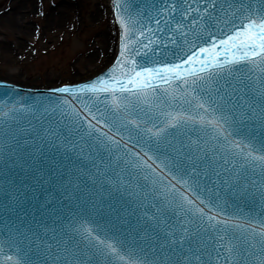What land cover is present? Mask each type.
Returning <instances> with one entry per match:
<instances>
[{"label": "snow or ice", "instance_id": "obj_1", "mask_svg": "<svg viewBox=\"0 0 264 264\" xmlns=\"http://www.w3.org/2000/svg\"><path fill=\"white\" fill-rule=\"evenodd\" d=\"M138 15H118L123 45L108 78L75 90L87 98L84 118L45 108L49 123L27 131L36 149L78 150L110 197L137 198L132 243L73 222L2 264H264V218L227 212L250 194L264 201V0H154ZM169 53L183 63H165ZM141 55L163 67L139 64Z\"/></svg>", "mask_w": 264, "mask_h": 264}, {"label": "water", "instance_id": "obj_2", "mask_svg": "<svg viewBox=\"0 0 264 264\" xmlns=\"http://www.w3.org/2000/svg\"><path fill=\"white\" fill-rule=\"evenodd\" d=\"M119 2L121 8L118 10L117 0H112L113 16L119 30L118 51L112 62L95 76L78 83L53 88H29L0 79V129H2L0 131V250H2L0 264L6 255L20 259L23 256L22 248H28L29 254H32L37 246H48V242L53 239V231L59 233L62 226L67 229L73 222L77 225L83 223L91 228L95 225L90 221H96L101 227L123 232L128 237V242L132 243L134 229L129 226V221L134 225L135 215H142L144 212V208L135 211L138 207L137 198L128 193L123 197L119 194L110 197L100 188V182L89 175L87 169L96 170L86 162V158H76L78 150L65 151V148L58 150L54 146L44 144H41L40 149H36L32 137L27 135L31 127L49 123L45 118V108L49 110L64 108L79 113L81 119L84 118L86 112L84 104L87 98L75 90L86 84L96 83L101 77L107 79L109 71L115 66L120 57L124 35L118 15L127 9L134 19H141L143 17L138 13L150 12L154 0H119ZM151 26L155 27V23L153 22ZM198 51L199 47L193 48V52ZM163 59L165 63H183L171 53ZM200 59H204V56L201 55ZM136 60L139 64L147 63L148 67H163L162 64H153L151 60H146L143 55L137 56ZM64 87L69 88L70 91L68 93L56 91ZM172 87L175 88L176 85L173 84ZM161 91L162 89H158L156 94L159 95ZM95 95H99L102 99L105 94ZM143 106L147 107V105ZM57 116L59 118V113ZM160 119L162 120L163 117L161 116ZM132 127L134 128V125ZM148 127L152 125L149 124ZM156 131H161L159 126ZM14 136L21 137L20 144L15 147H13L16 145ZM129 148L132 149V155L135 156L137 153L143 155L139 147L133 148L129 144ZM66 188L69 190L67 195ZM227 212L230 214L240 212V219L251 215L259 220L264 218V201L260 199L258 193L255 198L250 194L246 199L237 198L235 202L230 200ZM20 233L25 235L22 236ZM37 235L46 236L47 239H37ZM30 244L32 248H29ZM48 264H52L51 259ZM57 264H60L59 258ZM76 264L79 262L77 261ZM138 264H153V261L149 256H145ZM156 264H159V257L156 258Z\"/></svg>", "mask_w": 264, "mask_h": 264}, {"label": "rangeland", "instance_id": "obj_3", "mask_svg": "<svg viewBox=\"0 0 264 264\" xmlns=\"http://www.w3.org/2000/svg\"><path fill=\"white\" fill-rule=\"evenodd\" d=\"M12 3L0 0L1 80L30 88L78 83L102 71L117 54L119 30L112 14L90 21L102 14L108 0H27L17 18L20 28L7 21ZM67 3L73 6L74 21L62 23L61 11L56 15L55 9ZM106 39L112 46L104 51ZM92 52L99 55L91 61Z\"/></svg>", "mask_w": 264, "mask_h": 264}, {"label": "bare ground", "instance_id": "obj_4", "mask_svg": "<svg viewBox=\"0 0 264 264\" xmlns=\"http://www.w3.org/2000/svg\"><path fill=\"white\" fill-rule=\"evenodd\" d=\"M27 0H14V3H12V9H11V12L8 13V15H6L7 17V21L9 23H13L14 25H16L17 28H20V24H19V21H18V16L24 11V8L26 7V3ZM108 6L104 5V9H102V14L100 12L97 13V15H92V17L90 18V21H92L93 23L96 22L97 20H101L102 17H103V20H107V17H108V13L112 14V19H114V16H113V4H112V0H108ZM61 7V8H59ZM58 8L55 9V14L57 15L58 11L60 10L61 11V15L63 16V20H62V23H64L65 21H67L68 23L69 22H73V15H72V9H73V6L71 3H67V4H64V5H60ZM56 17V16H55ZM101 17V19H100ZM61 23V25H62ZM116 24V23H115ZM117 26V25H116ZM118 27V26H117ZM23 29V27H21V30ZM27 29H29L27 27ZM26 29V30H27ZM112 45H108V41L107 39L105 40V45L103 47L104 51L107 50V48H111ZM101 48V50H103ZM97 54L99 55V53L97 52H92L90 55H89V59L88 60H94L97 58ZM105 69V68H104ZM103 69V70H104ZM101 72V71H100ZM98 74V73H97ZM95 76V75H94ZM93 77V76H92ZM91 78V77H90ZM89 79V78H88ZM5 81V80H4ZM30 88V87H29Z\"/></svg>", "mask_w": 264, "mask_h": 264}]
</instances>
